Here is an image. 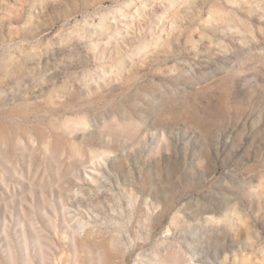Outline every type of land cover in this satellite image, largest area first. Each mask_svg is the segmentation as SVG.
Instances as JSON below:
<instances>
[{"label": "clouds", "instance_id": "obj_1", "mask_svg": "<svg viewBox=\"0 0 264 264\" xmlns=\"http://www.w3.org/2000/svg\"><path fill=\"white\" fill-rule=\"evenodd\" d=\"M0 264H264V0H0Z\"/></svg>", "mask_w": 264, "mask_h": 264}]
</instances>
